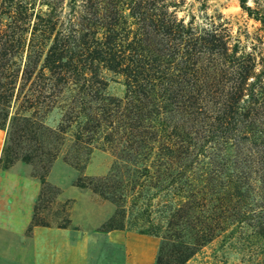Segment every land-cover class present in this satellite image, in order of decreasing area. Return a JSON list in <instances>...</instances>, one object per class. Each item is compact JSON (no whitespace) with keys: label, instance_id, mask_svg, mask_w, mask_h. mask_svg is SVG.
<instances>
[{"label":"rangeland","instance_id":"1","mask_svg":"<svg viewBox=\"0 0 264 264\" xmlns=\"http://www.w3.org/2000/svg\"><path fill=\"white\" fill-rule=\"evenodd\" d=\"M0 17V234L30 256L0 264H156L168 237L209 238L184 264H264V0H0ZM56 38L100 84L55 85ZM156 54L181 97L138 127L140 97L107 65ZM143 130L157 138L142 150Z\"/></svg>","mask_w":264,"mask_h":264},{"label":"trees","instance_id":"2","mask_svg":"<svg viewBox=\"0 0 264 264\" xmlns=\"http://www.w3.org/2000/svg\"><path fill=\"white\" fill-rule=\"evenodd\" d=\"M25 16L20 15L18 16V21L15 22V26H18L17 29H20L24 22H25ZM1 18V17H0ZM1 23V22H0ZM155 31L159 32L160 28L164 34H171L173 32H180L181 27L179 26V23H177L176 20L172 22H167L166 24L163 22H159L158 25L155 27ZM51 27H48L47 30L49 31ZM62 45L58 44V39H54L53 43L49 47L46 57L44 59V62L42 64V71L47 70L50 74V78L54 79L55 85L66 83L67 78H70L74 80L75 82H79L80 79L83 80L82 85L86 88H91V83H101L98 80H96V68L97 66H92L90 64L89 66L84 67H78L74 64L73 60H71V57L68 58V60H63V55L61 54ZM68 51L65 50L64 53H67ZM66 55V54H65ZM64 55V56H65ZM164 58L160 56L159 54H156L155 56H152L151 59L145 60L144 58L142 60H135L134 65L132 66H124L122 67V62H114L109 60V64L107 65V69L114 73H122L125 75L127 81L125 83L126 89H127V96L125 98H128L129 94L138 95L140 97V100L138 101L137 107V117L136 121L138 124V127H143V122L145 119L150 120L151 116L149 115L150 112L152 114H160V110L164 113H168L172 111V108L174 106H177V103H179L178 98L181 97L179 93H174L172 90V87L174 83L171 81V79L168 77L171 61L170 60H163ZM102 61V60H99ZM105 61V60H104ZM122 61V60H121ZM133 63V62H132ZM1 67V73H7L9 70L8 67H5V65H2ZM25 72V71H23ZM86 72L91 73L90 78L83 77ZM47 77H43V79H46ZM52 79H50L52 81ZM94 79L95 81H91ZM49 80V79H48ZM86 83V85H85ZM178 85V84H177ZM39 101H36L33 104H29V109L37 108V105H39ZM119 104V101L117 100H110L108 105H115ZM148 107H151L152 110L149 111ZM105 111H108V109H105L103 107L102 113H97L93 118H86L87 123L90 124V126H93L92 129L95 131L101 127L102 120L105 119ZM19 119H16L18 121ZM135 121V122H136ZM21 125L28 126L32 122L28 118H22L21 119ZM142 122V125H140ZM151 127V126H146ZM157 138V134L150 131H141L138 135V143L136 142V147L139 146L143 150L148 147L147 142L150 141V143H154ZM182 141H188V139L181 138ZM160 145V149L167 151L170 155L173 154H179L182 150V144L180 147L174 146V144H165V142H162L159 138L157 140ZM189 142V141H188ZM182 143V142H181ZM191 143V141L189 142ZM138 144V145H137ZM143 146V147H142ZM173 146V147H172ZM149 148V147H148ZM167 153V154H168ZM185 153V152H184ZM176 155V156H181ZM176 156H171V158H174ZM25 160H28L27 158ZM78 187L85 188L83 184L79 182L77 184ZM97 192V190H94ZM114 220L111 219L109 222V228H114L115 226L110 225ZM168 248L166 246L169 244ZM171 241V242H170ZM209 238L202 237L200 240H197L193 245V247L186 246L183 242L175 243L172 241L171 237L167 238V242L161 247L160 254L157 258L156 264H184L185 261L193 255L195 252V247L202 246L203 244L209 242Z\"/></svg>","mask_w":264,"mask_h":264},{"label":"crops","instance_id":"3","mask_svg":"<svg viewBox=\"0 0 264 264\" xmlns=\"http://www.w3.org/2000/svg\"><path fill=\"white\" fill-rule=\"evenodd\" d=\"M26 221L13 222L12 226L19 227L24 226ZM23 246L21 245V237L19 234L1 235L0 234V257L4 259L22 260L25 262L30 261V256H23ZM24 259V260H23ZM26 259V260H25Z\"/></svg>","mask_w":264,"mask_h":264}]
</instances>
